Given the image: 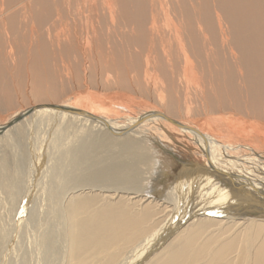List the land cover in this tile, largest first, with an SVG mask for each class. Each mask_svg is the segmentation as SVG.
<instances>
[{"label": "bare ground", "instance_id": "obj_1", "mask_svg": "<svg viewBox=\"0 0 264 264\" xmlns=\"http://www.w3.org/2000/svg\"><path fill=\"white\" fill-rule=\"evenodd\" d=\"M0 264H264V0H0Z\"/></svg>", "mask_w": 264, "mask_h": 264}, {"label": "rangeland", "instance_id": "obj_2", "mask_svg": "<svg viewBox=\"0 0 264 264\" xmlns=\"http://www.w3.org/2000/svg\"><path fill=\"white\" fill-rule=\"evenodd\" d=\"M173 162H171L169 165L172 167L171 169H170V174L172 175V179H171V181L172 180H174V177L175 176H177L179 173L178 172H180V166L178 165V163H176V162H174L175 160H172ZM173 163H174V165H173ZM176 163V164H175ZM174 166V167H173ZM175 166H176V168H175ZM179 169V170H178ZM176 170V171H175Z\"/></svg>", "mask_w": 264, "mask_h": 264}]
</instances>
